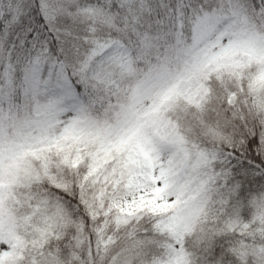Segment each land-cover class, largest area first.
I'll return each mask as SVG.
<instances>
[{
    "label": "snow or ice",
    "instance_id": "snow-or-ice-1",
    "mask_svg": "<svg viewBox=\"0 0 264 264\" xmlns=\"http://www.w3.org/2000/svg\"><path fill=\"white\" fill-rule=\"evenodd\" d=\"M0 264H264V0H0Z\"/></svg>",
    "mask_w": 264,
    "mask_h": 264
}]
</instances>
